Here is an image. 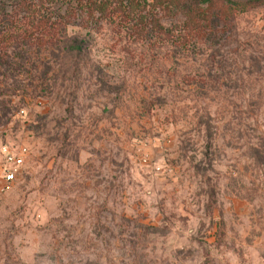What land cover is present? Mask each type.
<instances>
[{"label":"rangeland","instance_id":"374dc122","mask_svg":"<svg viewBox=\"0 0 264 264\" xmlns=\"http://www.w3.org/2000/svg\"><path fill=\"white\" fill-rule=\"evenodd\" d=\"M143 5L2 58L0 264H264V9L216 46Z\"/></svg>","mask_w":264,"mask_h":264},{"label":"trees","instance_id":"16d2710c","mask_svg":"<svg viewBox=\"0 0 264 264\" xmlns=\"http://www.w3.org/2000/svg\"><path fill=\"white\" fill-rule=\"evenodd\" d=\"M140 1H143V10L153 13L144 21L152 25L150 28H158L157 14H173L179 19L186 42L216 46L235 36L238 23L228 12L264 9V0H154L152 3L144 0H0V66H7L9 61L4 62L2 58L11 59L13 50L42 47L56 37V32L65 33L67 28L80 23L101 24L111 19L110 14L120 12L122 6L132 8L127 12V17H131ZM140 23L143 24L141 19ZM146 36L144 33L143 37ZM8 37H13L14 45L7 43ZM72 50L71 57L76 60L72 66L80 75L82 67L78 65L87 57L80 49Z\"/></svg>","mask_w":264,"mask_h":264},{"label":"built area","instance_id":"2783aa9c","mask_svg":"<svg viewBox=\"0 0 264 264\" xmlns=\"http://www.w3.org/2000/svg\"><path fill=\"white\" fill-rule=\"evenodd\" d=\"M0 196L12 189L20 176L26 172L27 151L25 148L0 147Z\"/></svg>","mask_w":264,"mask_h":264}]
</instances>
